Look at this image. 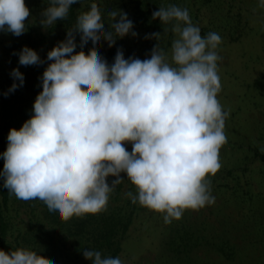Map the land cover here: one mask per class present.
<instances>
[{
    "label": "clouds",
    "instance_id": "1",
    "mask_svg": "<svg viewBox=\"0 0 264 264\" xmlns=\"http://www.w3.org/2000/svg\"><path fill=\"white\" fill-rule=\"evenodd\" d=\"M78 2L49 0L41 26L65 20ZM30 16L25 0H0V32L23 35ZM152 18L174 22L170 61L157 32L145 36L156 41L150 58L125 59L117 49L109 64L98 51L101 41L111 48L117 39L138 34L122 10L109 13L106 27L96 3L47 52L32 115L19 130L9 129L6 150L0 153V178L9 195L40 200L66 222L106 211L111 193L125 180L123 173L136 189L125 195L133 204L164 214L165 224L180 220L186 209L215 202L210 177L221 167L219 151L227 142L230 112L217 98L222 84L216 49L222 38L215 32L202 36L186 8L160 7ZM86 44L91 45L87 53ZM14 54L21 66L45 62L27 46ZM10 76L14 82L8 93L25 79L18 68ZM129 143L131 152L125 146ZM108 177L114 179L109 183ZM82 255L91 264H124L96 250L85 249ZM0 264L54 262L17 248L0 250Z\"/></svg>",
    "mask_w": 264,
    "mask_h": 264
},
{
    "label": "rangeland",
    "instance_id": "2",
    "mask_svg": "<svg viewBox=\"0 0 264 264\" xmlns=\"http://www.w3.org/2000/svg\"><path fill=\"white\" fill-rule=\"evenodd\" d=\"M92 3L101 9L106 27L111 11L122 10L129 18L135 7L129 0H83L77 10L79 14ZM165 3L186 8L202 36L215 32L222 38L216 49L221 57L218 69L222 84L217 98L225 111L230 110L225 121L227 142L219 151L221 167L210 177L215 202L199 210H185V214L191 215L196 233L206 237L205 245L185 250L177 258L165 248L163 235H167L165 227L169 224L164 223V214L155 213L150 220L143 215L138 219L141 231L128 241L122 261L124 264H264V160L254 156L255 150L264 151V0H174L173 4L165 0ZM27 5L31 16L26 21V32L19 37L0 32L3 89L6 84L11 86L7 80L11 78V69L23 67L14 53L28 47L29 27L31 42L36 44L34 50L42 60L47 57L46 45L50 51L51 45L65 39L63 31L56 34L51 32V26L46 29L41 26L40 14L49 0H27ZM124 40L126 53L130 45L134 49L132 42L141 39L140 35L129 34ZM14 41L18 44L12 48ZM76 43L78 50V34ZM256 78H260L261 89L252 86ZM157 217H161L163 226Z\"/></svg>",
    "mask_w": 264,
    "mask_h": 264
},
{
    "label": "trees",
    "instance_id": "3",
    "mask_svg": "<svg viewBox=\"0 0 264 264\" xmlns=\"http://www.w3.org/2000/svg\"><path fill=\"white\" fill-rule=\"evenodd\" d=\"M82 1L79 0L77 4L72 5L67 18L63 21L58 20L55 25H52L51 32L58 34L57 32L61 30L66 37V30L73 28L76 23V18L79 15L77 10ZM129 1L133 2V6H135L129 13V19L133 22V31L140 35L141 40L132 42L134 49L130 45L131 49H128L126 53L123 52L125 59L129 56L142 60L150 58L149 54L156 41L145 39V36L157 32L161 33L157 43L168 54L175 35L171 31L174 22L160 23L158 18H152V13L160 7L167 8L170 5L165 3V0ZM167 1L173 4L174 0ZM25 4L28 7L27 0H25ZM28 29L26 41L29 43L28 47L34 50L36 44L31 42L30 27ZM124 41V38L117 39L111 48L106 42L101 41L98 51L111 64L117 49L124 50L127 47ZM57 43L54 44L57 45ZM16 44L18 41L12 42L11 47L13 48ZM55 45H51L50 48ZM90 47L91 45L88 44L83 48V51L87 53ZM44 50L49 51L47 45ZM80 50L81 48L76 51ZM44 61L39 66L18 68L24 75V85L14 92L8 93L9 86L7 84L4 89L0 86V153L6 150L9 129L19 130L32 115L33 102L42 90L39 78L49 63L47 59ZM7 80L11 82V85L14 82L12 77ZM252 86L261 89L260 78L254 79ZM125 146L131 152V144ZM254 156L264 160V151L255 150ZM3 163V159L0 158V170L3 168ZM121 176L125 180L117 185L111 193L106 211L85 214L83 217L74 216L66 222L56 212H50L40 200L22 201L14 195H9L8 190L3 188V180L0 178V250L9 252L17 248H27L52 260L54 264H91V261L86 260L82 255L85 249L100 251L102 257H119L122 260L126 256L128 241H132L131 238L141 231L138 229V225H141V221L138 222V219L146 215L150 220L156 212L131 202L125 194L129 191L135 193L136 189L127 180L125 174L122 173ZM107 179L110 183L114 177ZM185 213L186 211L180 220H173L168 227H165L167 235H163L167 252L177 258L185 250L204 246L207 242L204 241L206 239L204 235L196 233L197 228L190 221L191 215ZM187 215L189 219L186 217ZM157 219L160 221V225L162 219L161 217H157ZM217 249L219 252L222 251L220 248Z\"/></svg>",
    "mask_w": 264,
    "mask_h": 264
}]
</instances>
